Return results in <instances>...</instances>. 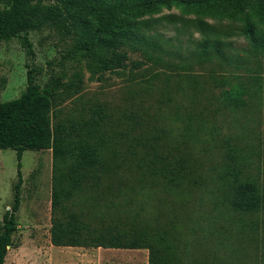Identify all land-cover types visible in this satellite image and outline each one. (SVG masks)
<instances>
[{"label":"rangeland","instance_id":"rangeland-1","mask_svg":"<svg viewBox=\"0 0 264 264\" xmlns=\"http://www.w3.org/2000/svg\"><path fill=\"white\" fill-rule=\"evenodd\" d=\"M145 20L146 25L140 23L138 30V50H129L131 60L143 64L136 68L128 61L125 68L105 71L93 79L84 63L64 58L69 41L54 29L30 31L34 55L27 54L20 38L0 40V78L7 81L1 88V100L20 96L27 86V70L32 66L42 70L36 76L42 86L52 74L64 80L82 70L83 87L62 103L59 119L68 129L82 131L92 144H99L107 162L118 169L114 178L103 179L105 183L100 191L86 188L79 204L82 206L72 204L70 210L82 213L91 228L101 227L117 214L127 222L135 218L133 214L141 211V206L144 216L152 219L159 214L160 222H176L181 238L189 241V248L181 251L187 256L179 264H203L208 258L209 264H218L212 254L220 256L217 260L223 257L227 264H252L250 255L256 253L263 262L264 210L258 220L262 246L258 249L253 247L254 243L240 249L244 241L235 226L228 232H220L219 221L200 214L210 209L227 210L222 184L227 164L235 165L242 179L256 181L264 193V94L260 106L254 103L235 110L225 107L218 99L221 88L212 81L209 71L213 68L219 74L230 75L233 71L244 74V66L202 62L199 46L202 34L193 15H183L172 8ZM205 21L221 33L231 35L222 38L227 43V53L246 57L243 52L248 39L241 33V22L213 18ZM257 27L264 31V24ZM155 42L159 47L154 46ZM240 76L245 80L247 74ZM98 108L105 115L96 125L100 118L96 113ZM73 134L78 137L77 133ZM147 145L151 150L163 152L191 150L198 159L199 184L188 192L141 188V184L150 180L139 181V176L131 170ZM21 162L22 202L6 264H149L147 248L53 244L52 150L26 149ZM17 163L15 149L0 148V222L14 200ZM110 185L114 194H108ZM225 213L230 217L229 224L239 222L234 212ZM218 240L230 248L221 247Z\"/></svg>","mask_w":264,"mask_h":264},{"label":"trees","instance_id":"trees-1","mask_svg":"<svg viewBox=\"0 0 264 264\" xmlns=\"http://www.w3.org/2000/svg\"><path fill=\"white\" fill-rule=\"evenodd\" d=\"M172 8L180 10L183 15L194 16L196 28L202 34L199 44L202 62L236 68L244 66L245 80L241 79L242 73L219 74L211 68L212 81L221 88L219 101L232 110L254 103L262 105L264 31L257 26L264 24V0H0V40L20 38L27 54L34 55L30 31L54 29L69 41L64 58L84 63L90 71V78H99L105 71L125 68L128 61L133 67H140L143 61L131 60L129 55V50H138L136 40L140 38V23L146 25L145 17ZM205 18L241 22V33L248 39V47L243 52L246 57L241 53H227V43L222 38L231 35L221 33ZM154 46L159 47L156 42ZM41 71L37 66L27 70V86L17 98L3 101L0 97V148L15 149L18 159L17 180L13 184L14 200L0 222V264H6L8 247L12 245L13 235L18 229L17 212L22 202L23 184L21 159L26 149L52 150L50 231L53 244L147 248L149 264L181 263L183 256H187L181 251L189 248V241L181 238L176 222H160L157 219L159 214L152 219L144 216L143 206L141 211L133 214L135 218L131 217L127 222L121 220V215L111 214L115 219L112 217L111 221L98 228H91L79 211L70 210L72 204H81L86 188L100 191L105 183L103 179L114 178L118 168L107 162L99 144H92L82 131L68 129L59 119L62 103L83 87L82 70L64 80L60 75L52 74L44 86L36 79ZM6 82L5 78H0V95ZM96 113L100 115L97 125L105 112L98 108ZM147 147L136 157L131 170L139 176V181L150 180L141 184V188L188 192L199 184L196 177L198 159L194 158L191 150L163 152ZM228 165L222 178L227 201L225 211L234 212L239 222L229 224L227 220L230 217L218 209L214 212L210 209L200 216L219 221L220 232H228L231 226H235L244 241L240 249H247L253 243V247L258 249L262 247L258 220L261 210H264V193L256 181L242 179L238 168ZM119 179L122 180L121 177ZM107 187H112L108 194L115 193L112 185ZM191 216L188 215L189 218ZM218 243L221 247H228L221 240ZM211 256L218 264H227L223 257L217 260L220 256ZM250 257L252 264H264L258 254ZM208 259H204L203 264H209Z\"/></svg>","mask_w":264,"mask_h":264},{"label":"crops","instance_id":"crops-1","mask_svg":"<svg viewBox=\"0 0 264 264\" xmlns=\"http://www.w3.org/2000/svg\"><path fill=\"white\" fill-rule=\"evenodd\" d=\"M111 249H115V248H111ZM117 249V248H116ZM119 249V248H118ZM131 264V263H130Z\"/></svg>","mask_w":264,"mask_h":264}]
</instances>
